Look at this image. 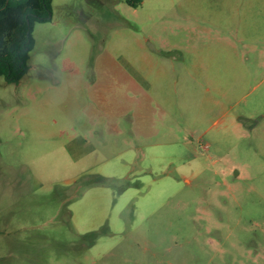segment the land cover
<instances>
[{
  "label": "rangeland",
  "instance_id": "374dc122",
  "mask_svg": "<svg viewBox=\"0 0 264 264\" xmlns=\"http://www.w3.org/2000/svg\"><path fill=\"white\" fill-rule=\"evenodd\" d=\"M0 76V264H264V0H52Z\"/></svg>",
  "mask_w": 264,
  "mask_h": 264
},
{
  "label": "trees",
  "instance_id": "16d2710c",
  "mask_svg": "<svg viewBox=\"0 0 264 264\" xmlns=\"http://www.w3.org/2000/svg\"><path fill=\"white\" fill-rule=\"evenodd\" d=\"M52 0H0V76L18 82L28 70L32 28L51 19Z\"/></svg>",
  "mask_w": 264,
  "mask_h": 264
}]
</instances>
